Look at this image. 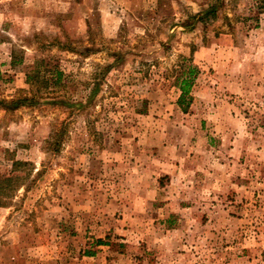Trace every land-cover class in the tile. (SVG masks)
Returning <instances> with one entry per match:
<instances>
[{"label": "rangeland", "instance_id": "374dc122", "mask_svg": "<svg viewBox=\"0 0 264 264\" xmlns=\"http://www.w3.org/2000/svg\"><path fill=\"white\" fill-rule=\"evenodd\" d=\"M37 58L64 78L0 105V264H264V0H0V102Z\"/></svg>", "mask_w": 264, "mask_h": 264}, {"label": "trees", "instance_id": "16d2710c", "mask_svg": "<svg viewBox=\"0 0 264 264\" xmlns=\"http://www.w3.org/2000/svg\"><path fill=\"white\" fill-rule=\"evenodd\" d=\"M215 14L214 9L206 12L205 14L200 15V18H205L206 16ZM204 16V17H203ZM60 47L63 50L68 51V47L65 44H61ZM21 60L17 61L14 57L13 63H20ZM199 73V68L196 66H191L189 71L186 73L184 72L179 82V89H180V96L178 99V104L181 107L182 111L188 113L192 102L194 101V97L192 95L194 83L196 77ZM64 73L60 70L58 66L52 65L50 61H47L46 58L36 59V62L33 67L26 74V83L31 87L30 96H24L17 98L16 100H12L10 102H0V105H4L6 110H15L20 107H29V106H36L40 103L41 99H44L47 95H54L52 93L53 87H58L63 83ZM49 93V94H45ZM48 97V96H47ZM93 97H91V100ZM61 104H65L64 102H60ZM69 107H85L83 102H77L76 105H70ZM102 241H98V245H105L102 244ZM95 252L89 253L90 257L95 256Z\"/></svg>", "mask_w": 264, "mask_h": 264}, {"label": "crops", "instance_id": "0c3cea01", "mask_svg": "<svg viewBox=\"0 0 264 264\" xmlns=\"http://www.w3.org/2000/svg\"><path fill=\"white\" fill-rule=\"evenodd\" d=\"M201 53L202 52H200V51H198V52H194V55H193V57H194V62H198L199 61V59H200V56H201ZM194 87H195V85H194ZM193 87V88H194ZM180 94H181V92H180ZM192 95H193V91H192ZM194 97V96H193Z\"/></svg>", "mask_w": 264, "mask_h": 264}]
</instances>
